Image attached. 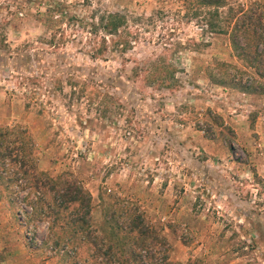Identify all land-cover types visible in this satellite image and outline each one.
<instances>
[{
  "label": "rangeland",
  "instance_id": "rangeland-1",
  "mask_svg": "<svg viewBox=\"0 0 264 264\" xmlns=\"http://www.w3.org/2000/svg\"><path fill=\"white\" fill-rule=\"evenodd\" d=\"M231 1H258L264 9V0ZM49 2L84 22L124 15L128 46L109 47L91 61L81 47L86 30L72 22L63 23L64 41L55 36L52 47L45 16L37 13L47 0H0V129L7 146L0 156V264H71L40 248L49 222L26 213L32 204L50 210L43 188L32 187L34 165L53 178L70 171L83 180L96 242H112L115 256H126V245L117 246L127 244L121 240L127 235L106 223L105 210L115 222L125 219V210H139L169 244L170 262L264 264V79L248 93L208 81L204 67L214 61L253 71L235 59L226 35L185 20L178 0ZM156 58L174 67L177 86L157 89L143 81L142 69ZM48 64L77 83L93 71L110 98L69 97L64 74L54 92L47 78L18 84L19 75L49 72ZM28 88L35 92L29 101ZM206 123L213 131L205 132ZM159 249L152 245L151 256ZM94 256L83 244L75 259Z\"/></svg>",
  "mask_w": 264,
  "mask_h": 264
},
{
  "label": "trees",
  "instance_id": "trees-1",
  "mask_svg": "<svg viewBox=\"0 0 264 264\" xmlns=\"http://www.w3.org/2000/svg\"><path fill=\"white\" fill-rule=\"evenodd\" d=\"M47 1L48 4L44 12L40 13L39 11L37 13L46 17H44L41 24L45 26L49 33L47 44L52 47L56 46L54 45L55 36L61 39L60 44L64 41L62 40L64 37L61 28L63 23L64 25H69L72 22H77L81 29L86 30L88 35V38H86L87 44H82L84 46L81 45V47L85 49L84 53L88 55L91 61L101 59L104 53L108 52L109 47L111 51L119 50L123 52L128 46V36L123 33V29L126 26L124 15L117 12H108L99 15L96 20L91 17L89 22H84L76 20L75 16L66 15L64 8L58 2H54L51 5L49 1L54 0ZM86 1L82 0V2ZM156 1L173 2L177 0ZM178 1L182 7L181 16L185 20L197 19L199 24L203 26L202 30L204 32L226 35L235 59L253 71V74H248L247 72H241L231 64L214 61L211 66L204 67L205 78L211 83L223 87H231L244 93L260 90V86L256 85L254 88L253 83L256 82L257 78L264 79L263 5L258 1H252L246 5L231 0ZM2 41L3 39L0 35V47H3ZM18 62V64H22V70L29 71L24 66V62ZM145 65L142 69V79L148 85H152L157 89H170L177 86V80L173 78L175 69L165 59L156 58ZM48 66L50 67L49 72L43 70L39 75H32L31 73L29 76L19 75L18 84L21 85L23 82L24 84L28 82L31 85H37L39 79L40 82H44L41 78H47L51 84L48 92H54L61 89L62 75L64 74L66 77L64 83L70 87L69 97L71 96V98L74 97L75 99L83 97L89 101L93 97L98 98L99 96L110 98L109 96L107 97V93L99 90L102 84L91 77L93 71H88L87 75L81 73L83 79L77 83L73 82L71 74L68 72L63 73L60 67L52 66L51 64H48ZM96 69L94 68L95 72L97 71ZM77 70L82 69L78 68ZM31 89L28 88L27 91L28 101L34 98L35 92ZM211 124H218L221 128L224 127L221 123L214 120L211 121ZM205 125V132L213 131L211 129L212 125L209 123ZM4 136H6V131L0 129V156L4 155L7 150ZM26 157L24 151L21 152V158L24 159ZM32 169L35 177L32 181V187L43 188V194L48 197V201H44L43 204H45L44 206L47 209H50L41 210L42 206H33L32 204L30 205L31 210L26 212L29 214L30 219L46 218L47 222H49L47 225L48 238L42 240L44 242L40 245V248H46V251L52 255L58 254L59 257L65 259V263L69 261L71 264H81L82 262L84 264H178L168 261L167 251L169 250V244L163 236L151 230L139 210H125L123 214L126 217L120 222L113 220V211L105 210L107 215V217L105 216L106 223L114 222L113 227L118 229V233L127 235L125 238H121V240L125 239L127 244L119 242V246H117L120 251L121 246L126 245V256H115L116 252L113 249L114 245L112 242H103V240L96 242L97 235L95 230L91 228L89 221L90 194L84 187L83 180L70 171L53 178L45 171L37 170L35 165L34 167L32 166ZM116 238L119 239L118 237ZM83 244L90 246L92 254L95 255L93 260L83 259L78 262L75 259L77 249ZM152 245H159L160 249L157 257H152L150 254ZM185 264L201 263L198 260H189Z\"/></svg>",
  "mask_w": 264,
  "mask_h": 264
}]
</instances>
